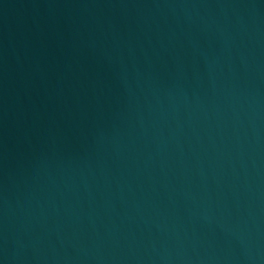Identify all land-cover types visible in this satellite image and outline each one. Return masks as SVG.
Masks as SVG:
<instances>
[{"label":"water","instance_id":"95a60500","mask_svg":"<svg viewBox=\"0 0 264 264\" xmlns=\"http://www.w3.org/2000/svg\"><path fill=\"white\" fill-rule=\"evenodd\" d=\"M0 264H264V0H0Z\"/></svg>","mask_w":264,"mask_h":264}]
</instances>
